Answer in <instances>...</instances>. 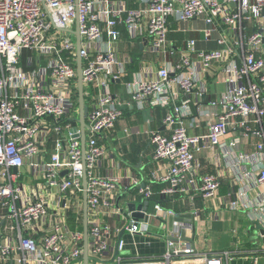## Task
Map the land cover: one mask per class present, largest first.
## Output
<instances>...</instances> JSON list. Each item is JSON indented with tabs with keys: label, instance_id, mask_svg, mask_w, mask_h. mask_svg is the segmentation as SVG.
<instances>
[{
	"label": "built area",
	"instance_id": "1",
	"mask_svg": "<svg viewBox=\"0 0 264 264\" xmlns=\"http://www.w3.org/2000/svg\"><path fill=\"white\" fill-rule=\"evenodd\" d=\"M133 1L143 5L127 8L121 1L109 0H0L1 264H82L84 191L88 264H229L233 257L229 250H196L192 223L172 221L170 226V219L179 215L155 196L191 198L195 190L202 198L212 197L220 180L216 174H197L200 164L195 152L220 146L231 131L258 137L256 153L262 154L264 52L256 51L264 49V0ZM198 17L210 26L206 37L211 30L223 33L218 38L221 48L195 52L194 40L189 39L176 62L165 63L149 78L137 73L132 84L131 98L140 108L147 101L151 106L173 102L162 119L168 133L150 132L158 168L136 198L128 194L136 185L134 178L106 176L98 170L105 154L100 141L112 145L111 132L121 115L109 88L122 74L114 70L116 64L121 67L115 54L121 38L117 27L125 25L132 38L145 39L159 55L165 48L169 18L185 22ZM250 21L256 27L246 33L245 22ZM76 26L87 107L84 151L79 138ZM233 43L241 45L239 65L232 57ZM194 52L204 71L213 62L226 63V90L209 101L219 110L200 135H189L183 123L189 114L188 100L175 104L182 93L203 91L195 75ZM49 143L52 151L46 158ZM237 143L238 139L228 142L230 147ZM25 165L32 176L23 180L20 170ZM257 181L264 183V167ZM155 184H159L157 191ZM129 199L148 201L146 209L127 210ZM151 217L157 225H150ZM125 235L143 238L144 246L157 238L163 250L125 256Z\"/></svg>",
	"mask_w": 264,
	"mask_h": 264
},
{
	"label": "crops",
	"instance_id": "2",
	"mask_svg": "<svg viewBox=\"0 0 264 264\" xmlns=\"http://www.w3.org/2000/svg\"><path fill=\"white\" fill-rule=\"evenodd\" d=\"M112 4L123 2L127 8L140 7L143 4L133 0H109ZM123 13L122 15H124ZM169 32L166 36L165 48L159 55L151 51L149 44L141 37L132 38L125 25H118L121 38L115 47L117 64L114 70H121V77L110 82V90L116 98L115 106L121 115L116 120L111 132V143L101 140L105 146V154L101 157L98 170L102 175L134 178L136 185L130 187L128 194L139 198L138 190L150 182V175L158 168L153 159V145L149 141L151 130L158 129L167 134L168 130L162 125V119L173 102L168 105L151 106L148 101L144 108H140L131 98L133 82L137 73L144 78L154 75L156 70L167 62H176L186 47L189 39L194 40V49L214 50L220 49L218 38L223 35L219 30H211L208 37L205 30L210 26L202 17L177 21L169 18ZM247 32L255 29L254 21L245 22ZM108 47L111 45L104 34ZM245 43V42H244ZM234 45V60L241 63V45ZM244 48L246 44H243ZM173 52V54H170ZM192 53L195 63V75L198 87L193 92L180 94L175 104L187 99L189 114L183 118L186 131L189 135H200L206 131V126L213 121L218 107L210 106L209 101L221 96L226 90V74L223 68L226 63L213 62L211 68L204 71L200 60ZM259 49L256 54H262ZM185 71H188L185 69ZM175 90V87H172ZM149 100V98H148ZM80 127V124H79ZM238 139L235 147H230V140ZM259 138L248 134L243 135L240 130L229 132L220 141V146L202 148L195 152L199 162L198 175L207 173L216 174L220 185L210 198H202L195 190L189 196L175 195L173 198H159L164 206L172 208L179 216L170 219L180 223H192L191 240L198 251H217L228 249L232 254L229 264H264V235L260 233L255 222L264 229V183L257 181L261 167H264V149L261 155L256 153V143ZM52 151L51 143L47 145L45 156ZM248 157L242 159L240 154ZM13 171V168L11 170ZM24 179L32 176L27 166L20 170ZM198 175L196 177L198 178ZM154 186L159 187V184ZM117 223V222H116ZM162 232L161 230H158ZM126 241L125 256L135 253L141 255L159 254L163 250V243L153 238L149 246L142 244L143 238L124 236ZM136 242V245L133 244ZM1 264V262H0Z\"/></svg>",
	"mask_w": 264,
	"mask_h": 264
},
{
	"label": "water",
	"instance_id": "3",
	"mask_svg": "<svg viewBox=\"0 0 264 264\" xmlns=\"http://www.w3.org/2000/svg\"><path fill=\"white\" fill-rule=\"evenodd\" d=\"M74 34L76 36V74H77V89H78V122L80 124V143L81 147L84 151L85 148V117L87 114V107L84 104V97H83V86H82V64H81V58L79 55V49H80V36L78 33V29L76 26V29L74 30ZM74 128H72V131ZM13 171H16V168H13ZM86 185V177L85 173L83 174V186ZM83 197V208H82V231H83V251H82V264H88L89 256H88V247H87V203H86V192L84 191L82 194ZM148 204V201L143 202H137L135 199H129L126 201L125 207L127 210L134 211L135 209H146ZM134 216H137L138 214L136 212H133ZM256 226L259 228L260 233L264 235V229L258 224V222H255Z\"/></svg>",
	"mask_w": 264,
	"mask_h": 264
},
{
	"label": "rangeland",
	"instance_id": "4",
	"mask_svg": "<svg viewBox=\"0 0 264 264\" xmlns=\"http://www.w3.org/2000/svg\"><path fill=\"white\" fill-rule=\"evenodd\" d=\"M149 222H150L151 226H153V225L155 226L158 223L157 220L153 217L150 218ZM220 250H228V249H220Z\"/></svg>",
	"mask_w": 264,
	"mask_h": 264
},
{
	"label": "trees",
	"instance_id": "5",
	"mask_svg": "<svg viewBox=\"0 0 264 264\" xmlns=\"http://www.w3.org/2000/svg\"><path fill=\"white\" fill-rule=\"evenodd\" d=\"M153 190H154V191H157V190H158V187L154 186V187H153ZM155 199H157V200L161 201V199H162V198H161V199H159V197H158V196H155Z\"/></svg>",
	"mask_w": 264,
	"mask_h": 264
}]
</instances>
